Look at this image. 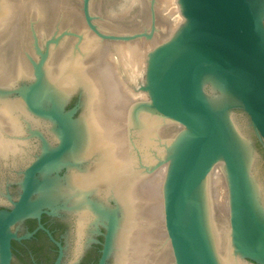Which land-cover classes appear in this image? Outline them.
I'll list each match as a JSON object with an SVG mask.
<instances>
[{"label": "water", "instance_id": "water-1", "mask_svg": "<svg viewBox=\"0 0 264 264\" xmlns=\"http://www.w3.org/2000/svg\"><path fill=\"white\" fill-rule=\"evenodd\" d=\"M0 264H264V0H0Z\"/></svg>", "mask_w": 264, "mask_h": 264}]
</instances>
